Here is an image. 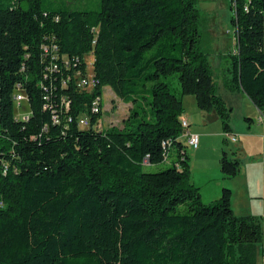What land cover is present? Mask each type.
<instances>
[{
    "label": "trees",
    "instance_id": "16d2710c",
    "mask_svg": "<svg viewBox=\"0 0 264 264\" xmlns=\"http://www.w3.org/2000/svg\"><path fill=\"white\" fill-rule=\"evenodd\" d=\"M231 11L236 49L224 86L264 114V0H231ZM199 22V0H101L98 11L0 0V264H257L260 218L237 216L228 188L203 202L182 137L189 95L232 134ZM93 28L96 93L111 88L132 104L129 117L101 132L55 126L39 88L40 46L55 37L61 53L83 57ZM173 74L179 89L165 81ZM17 84L27 122L16 120ZM91 99L76 96L74 113ZM146 158L171 168L148 173ZM221 172L239 176V159L224 153Z\"/></svg>",
    "mask_w": 264,
    "mask_h": 264
},
{
    "label": "rangeland",
    "instance_id": "374dc122",
    "mask_svg": "<svg viewBox=\"0 0 264 264\" xmlns=\"http://www.w3.org/2000/svg\"><path fill=\"white\" fill-rule=\"evenodd\" d=\"M41 6L44 10L52 11L66 9L70 11H98L101 6V0H41ZM199 10L200 48L209 55V62L218 88L217 94L224 99L228 107L232 108L230 126H234L239 132L235 131L232 133L238 137L236 143L229 141L223 130V124L219 120L217 124H214L215 126H212V129L218 127L217 135L211 138H204L199 130L202 126L200 117L202 112L197 106L196 98L192 95L185 96V113H189L187 118H192L193 122L190 123L192 125L189 131H195L200 137V147L198 150H194L191 147H187L186 150L192 169L194 159L198 158L204 161L202 159L203 152L206 153L205 156H208V159H205L206 163L214 166L215 170L219 173H221V159L224 153H226L229 160L239 159L241 171L243 172L241 177L237 176L240 178L236 180V183L243 186L244 184L241 183L246 184L249 182L255 199L251 206L249 204L245 205L242 194H239L237 196L238 206H245L247 210L237 207L236 212L243 215H238L235 211L234 213L237 216L252 215L260 218L263 229V241L258 245L257 264H264V139L261 137H253L248 140L243 139L241 132L251 130L254 124H256L247 120L253 114L251 109H255V107L243 92L231 93L224 86L225 80L231 78L229 74L231 64L229 55L234 53L236 49L235 30L231 24V0H199ZM86 58L88 63L92 64L93 57L88 54ZM165 81L173 90L179 89L177 74L171 75ZM104 94L103 126L106 129L111 127L123 128L124 122L128 119L132 109V104H124L111 88L106 87ZM24 111L31 112L26 102L23 103L22 109L15 106V115L18 118H21L19 115ZM183 141L185 140L183 139ZM203 143H205L204 147ZM169 168H171V163L164 162L157 166H147L145 167V171L148 173H158ZM200 173L202 171L197 169L196 176L201 177ZM201 183L202 179L195 180L194 184L198 187Z\"/></svg>",
    "mask_w": 264,
    "mask_h": 264
},
{
    "label": "built area",
    "instance_id": "2783aa9c",
    "mask_svg": "<svg viewBox=\"0 0 264 264\" xmlns=\"http://www.w3.org/2000/svg\"><path fill=\"white\" fill-rule=\"evenodd\" d=\"M17 0H13L15 3ZM99 29L93 28V42L89 53L80 56H71L60 52V48L55 43V37L47 38L40 46L42 81L39 88L44 92L43 109L49 113L52 123L55 126H63L66 129L71 124H76L81 130H94L101 132L106 130L104 125V89L102 93H96L99 81L96 78L94 64V47L97 43ZM93 57L92 64H89L86 56ZM28 55L25 56V59ZM26 71V65L22 64L21 73ZM91 96L92 99L85 103V111L74 113L73 102L76 96ZM13 101L15 106L22 109L23 103L26 102L29 106V97L25 93L21 84H17L14 93ZM30 107V106H29ZM30 109V108H29ZM31 111V109H30ZM32 115L31 112H22L17 121H29ZM102 115V116H100ZM95 118L96 121L93 119ZM181 127L183 129V139L186 146L194 150H198L200 146L199 135L189 131L190 123L188 120L181 119ZM229 141L236 143L238 137L233 134H226ZM173 143L166 141L163 143V149L168 156ZM146 166H149L148 158L144 161Z\"/></svg>",
    "mask_w": 264,
    "mask_h": 264
},
{
    "label": "crops",
    "instance_id": "0c3cea01",
    "mask_svg": "<svg viewBox=\"0 0 264 264\" xmlns=\"http://www.w3.org/2000/svg\"><path fill=\"white\" fill-rule=\"evenodd\" d=\"M251 110H252L253 114L251 116H249L247 119H250V121L253 124L254 123H256V124H254V126H253V128H251V130L241 132L243 139L248 140V139L253 138V137H261L262 139H264V114H262L256 108L251 109ZM188 116H189V113L187 112L182 117L189 121L192 118L188 119L187 118ZM200 117H201L202 126L199 130H200V133L204 136V138H207V137L211 138V137L216 136L217 135L216 133L218 131V127H216V129H212V126H215L214 124H217L219 119L215 115L205 113V112H202L200 114ZM191 122H192V120L189 123H191ZM191 125L192 124H190V126ZM235 131H237L236 128L234 126L231 127V133H233ZM237 132H239V131H237ZM191 133L198 135L195 131H192ZM204 146H205V143H203V147ZM205 155H206V153L203 152L202 159H204V161L199 160L198 158L193 160L194 162H193V169H192L193 182L195 183V180L202 179V183L200 184V186H198L200 189V192H201L202 199L204 200V202L206 204L217 201L222 196L223 188H228L232 191V208H233V210L235 211L236 214L243 215V214L237 213L236 209H237V207H242L244 210H247V207L238 206L237 196L239 194H242V196L244 198V201H243L244 204L245 205L249 204L250 206H251V204H253V200L255 199V196H253V194H252V189L250 187L251 185L249 184V182H247L246 184L241 183V184H244L243 186H240V184L236 183V180H238V178H240L242 176L243 171H241V173L239 174L240 177H236L232 180H225L222 172L219 173L218 171L215 170L214 166H211L210 164L206 163L205 159H208V156H205ZM197 169L202 171V173H200L201 177L196 176ZM223 183H224V185H223Z\"/></svg>",
    "mask_w": 264,
    "mask_h": 264
}]
</instances>
